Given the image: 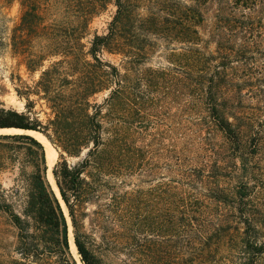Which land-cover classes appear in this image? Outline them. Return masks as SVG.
<instances>
[{
    "label": "trees",
    "instance_id": "trees-1",
    "mask_svg": "<svg viewBox=\"0 0 264 264\" xmlns=\"http://www.w3.org/2000/svg\"><path fill=\"white\" fill-rule=\"evenodd\" d=\"M15 1L9 44L39 76L11 77L24 108L0 100V128L59 151V196L42 143L0 134V170L19 169L0 189V264H77L69 224L83 264H264V0H63L50 22L39 0L0 14Z\"/></svg>",
    "mask_w": 264,
    "mask_h": 264
},
{
    "label": "rangeland",
    "instance_id": "rangeland-1",
    "mask_svg": "<svg viewBox=\"0 0 264 264\" xmlns=\"http://www.w3.org/2000/svg\"><path fill=\"white\" fill-rule=\"evenodd\" d=\"M85 3L86 0H71L73 4L77 2ZM62 2L63 0H39V12L41 16L46 18V22L52 20H58L62 15ZM114 11L112 5L107 4L105 7L99 10V12L94 16L88 26V35L84 41L91 38L92 33L97 31L98 33L105 30L107 22L110 20V17ZM20 14V6L17 1L13 2L10 6L2 9L0 14V35L2 36L3 45L0 46V100L5 103L6 106L15 107L18 110L24 108V101L17 97L13 89V83L11 77H13V82H17V76L24 80L27 84H33L39 76V71L30 72L26 69L25 64L23 63V57L19 54L12 52L11 46L9 44L10 30L13 25L18 21ZM35 48V47H34ZM104 59L109 60L115 64L119 63V58L116 56L103 54ZM162 60L159 58V54L156 53L150 60L149 64L156 66L160 64ZM245 103L248 105H253L257 103L254 99L248 97L244 98ZM40 108L43 110L41 111ZM36 111H39L40 118L45 119L48 115L49 110L45 106L40 107L36 105ZM264 115V112H263ZM0 134H23V133H0ZM53 146V145H52ZM54 147V146H53ZM56 151V160L58 159L59 151L54 147ZM55 160V161H56ZM76 158H69V162H75ZM19 178V169L16 163L8 164L4 169L0 170V189L9 191L12 187L15 186V180ZM264 180V177L262 178ZM262 180V182H263ZM264 184V183H263ZM146 186V184L144 185ZM20 195L16 197V202L21 204V201L24 198V190H20ZM2 221V220H1ZM0 221V222H1ZM69 232H72V227L69 224ZM68 232V233H69ZM73 236V233H72ZM77 251V250H76ZM78 254V253H77ZM79 256V254H78ZM74 257V256H73ZM77 264L79 262L74 258ZM123 258L121 256L114 258L112 260H106V264H124ZM80 261V257H79ZM180 260H175V257H171L168 260L167 264H176ZM165 264V260L162 259V263Z\"/></svg>",
    "mask_w": 264,
    "mask_h": 264
},
{
    "label": "bare ground",
    "instance_id": "bare-ground-1",
    "mask_svg": "<svg viewBox=\"0 0 264 264\" xmlns=\"http://www.w3.org/2000/svg\"><path fill=\"white\" fill-rule=\"evenodd\" d=\"M20 132H27L29 134H31L34 138H36L38 141H40L44 147V152H45V159L47 160L48 166H49V170L47 173V178L52 186V189H54L55 193L58 195L57 192V188L55 186L52 174L50 172V167L52 165V163L56 160V151L54 149V147L52 146V144L47 140V138H45L44 135H42L40 132L34 131V130H27V131H23L21 129L18 128H0V133H20ZM60 198V197H59ZM68 242H69V248H70V252L71 254L74 256V258L77 259V261L79 262V264H83L82 262L79 261V256L77 254L74 242H73V236H72V232L68 233Z\"/></svg>",
    "mask_w": 264,
    "mask_h": 264
},
{
    "label": "water",
    "instance_id": "water-1",
    "mask_svg": "<svg viewBox=\"0 0 264 264\" xmlns=\"http://www.w3.org/2000/svg\"><path fill=\"white\" fill-rule=\"evenodd\" d=\"M18 129H20V128H18ZM21 130H23V131H27L26 129H21ZM35 131V130H34ZM38 132V131H37ZM21 133H23V134H28V135H31V134H29V133H27V132H21ZM42 134V133H41ZM43 135V134H42ZM32 136V135H31ZM46 138V137H45ZM48 140V139H47ZM49 141V140H48ZM56 163V161H54L53 163H52V165H51V167H50V172H51V174H52V168H53V166H54V164ZM46 164H47V166H48V163H47V160H46ZM48 170H49V166H48V168H47V171H46V176H47V173H48ZM56 186V185H55ZM57 188V187H56ZM57 192H58V189H57ZM58 196H59V192H58ZM74 242V241H73ZM76 248V247H75ZM81 262V261H80Z\"/></svg>",
    "mask_w": 264,
    "mask_h": 264
}]
</instances>
